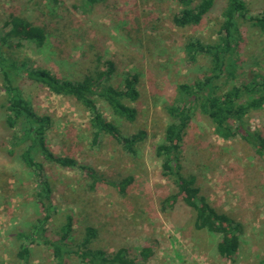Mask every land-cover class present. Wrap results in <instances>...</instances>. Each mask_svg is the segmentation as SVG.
Wrapping results in <instances>:
<instances>
[{
	"label": "rangeland",
	"instance_id": "rangeland-1",
	"mask_svg": "<svg viewBox=\"0 0 264 264\" xmlns=\"http://www.w3.org/2000/svg\"><path fill=\"white\" fill-rule=\"evenodd\" d=\"M244 1L249 17L264 10V0ZM226 2L215 0L198 25L179 28L172 23L180 9L176 0H103L89 8L82 6V0H0V37L10 29L5 26L10 16L44 30L40 47L25 41L18 44L15 39L2 47L8 57L26 62L29 69L78 80L101 67L96 61L99 55L115 65L114 86H121L126 73L137 75L139 97L131 104L137 111L133 122L114 116L101 99L97 106L124 134L146 133L135 157L108 135L93 143L83 107L18 75L15 83L23 97L38 114L52 120L46 134L49 149L87 166L98 181L91 185L85 170L45 161L39 176L20 159L25 144L18 143V130L5 124L6 95L0 74V264H53L50 248L40 239L22 237L45 215L35 199L44 179L53 206L45 235L58 238L70 214L71 251L85 228L91 227L96 231L92 249L112 254L125 248L136 264H264V162L251 145L239 134H218L198 109L182 144L180 173L194 178L212 208L241 225L232 259L217 254L218 235L194 229V212L180 197L172 205L163 202L177 189L171 178L161 175L154 153L170 121L166 107L179 104L178 85L193 84L209 74L207 57L198 55L190 62L184 44L189 39L216 42ZM239 26L242 39L236 48L235 77L226 81L221 77L219 92L250 81L253 73L264 75V33L247 19H240ZM245 120L251 131L264 138V107L250 111ZM126 177L131 183L123 193L111 185ZM21 243L28 245L27 259L17 256ZM144 247L152 253L147 260L139 257ZM65 257L67 264H82L73 252Z\"/></svg>",
	"mask_w": 264,
	"mask_h": 264
},
{
	"label": "trees",
	"instance_id": "trees-1",
	"mask_svg": "<svg viewBox=\"0 0 264 264\" xmlns=\"http://www.w3.org/2000/svg\"><path fill=\"white\" fill-rule=\"evenodd\" d=\"M103 0H82L84 8L92 7ZM180 9L172 17V23L179 28L198 25L210 11L215 0H176ZM244 0H227L222 11V22L217 32V40L204 43L199 39H189L184 44L187 59L193 62L196 56L207 57L209 63L208 75L196 80L193 84L182 83L177 89L179 99L177 105L166 107L170 121L166 124L163 137L155 147V156L160 160L161 175L171 178L176 193L163 200L172 205L178 197L183 204L194 212L193 227L195 230H205L219 236L216 243L217 254L223 259H232L239 247L238 233L241 225L233 221L224 213L212 208L206 198L200 195L192 176L180 173V156L186 128L192 118L193 111L198 109L215 126L218 134L229 137L240 135L264 162V138L259 131H251L245 116L250 111L261 110L264 107V75L253 73L250 81L239 86L232 85L223 91H218V80L221 77L229 80L234 78L237 66L236 48L242 39L239 20H248L261 33H264V10L257 16L246 14ZM9 30L0 37V74L6 95L5 124L11 129L18 130V143L25 144L20 153V159L25 166L42 175L43 161L61 168H78L85 170L91 178V185L98 181L96 174L87 166L78 164L77 160L67 156L55 155L47 145L46 134L51 127L50 116L38 114L31 102L23 97L21 89L15 83L16 77L22 76L31 82L45 87L50 93L73 99L85 109L89 117L92 130V142L96 143L102 136L108 135L114 139L129 156L135 157L139 144L146 133L138 130L135 133L124 134L112 121H108L97 106V99H101L114 116L133 122L137 111L131 105L138 97V78L135 74L126 73L120 87L112 84L115 65L112 60L96 56L98 65L78 80L60 78L49 70L29 69L24 61H17L8 57L2 47L9 45L6 41L17 40L18 44L25 41L37 47L45 40L44 30L39 26L28 24L22 18L10 16L5 21ZM5 46V47H6ZM260 78V81L255 79ZM16 134H14L15 136ZM131 183L126 177L119 182L111 183L123 193ZM36 202L46 211L42 219H37L29 234L22 235L23 239H40L51 250L53 264H67L65 255L73 252L82 264H136L128 256L125 248H119L112 254L102 249H92L91 242L96 236L95 229L85 228L82 239L71 251L67 242L71 240L72 217L66 216L65 223L60 228V236L48 239L45 235V224L51 204V189L46 180H40L39 190L36 192ZM21 236V235H20ZM33 236V237H32ZM28 245L19 246L17 256L27 259ZM151 249L144 247L139 253L141 260L151 256Z\"/></svg>",
	"mask_w": 264,
	"mask_h": 264
}]
</instances>
